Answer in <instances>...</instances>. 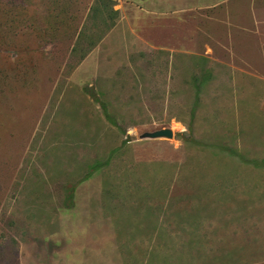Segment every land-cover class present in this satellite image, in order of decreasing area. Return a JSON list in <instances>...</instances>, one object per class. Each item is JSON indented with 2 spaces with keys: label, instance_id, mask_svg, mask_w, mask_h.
<instances>
[{
  "label": "crops",
  "instance_id": "0c3cea01",
  "mask_svg": "<svg viewBox=\"0 0 264 264\" xmlns=\"http://www.w3.org/2000/svg\"><path fill=\"white\" fill-rule=\"evenodd\" d=\"M115 1V21L90 42L69 78L76 88L60 94L72 114L66 120L104 136L102 130L122 127L110 113L147 112V95L135 100L113 78L76 80L95 46L111 41L128 55L124 65L157 58L168 69L156 79L179 80L183 72L189 95L234 98V108L222 111L234 114V144L252 142L264 128V0ZM114 142L121 145V136ZM234 155L252 167L174 169L168 183L160 170L144 169L138 183L33 188L39 195L29 200L33 220L20 231L26 243L18 264H242L243 241L257 242L264 232V152Z\"/></svg>",
  "mask_w": 264,
  "mask_h": 264
},
{
  "label": "rangeland",
  "instance_id": "374dc122",
  "mask_svg": "<svg viewBox=\"0 0 264 264\" xmlns=\"http://www.w3.org/2000/svg\"><path fill=\"white\" fill-rule=\"evenodd\" d=\"M7 1L0 10V264H18L20 244L26 243L18 240L20 231L27 229V220H33L27 216L35 207L29 200L39 195L33 188L138 183L144 176L136 175L144 169L160 170L163 176L159 179L168 183L166 174L174 169L252 167L234 152H264L263 144L259 145L264 142V128L251 135L252 142L248 137L242 139L245 146L234 144V114L222 112L234 108V98L189 95L188 85L181 80L183 72L178 73L179 80L156 79L159 70L168 69L157 58L141 56L135 58L137 65H124L128 55L111 41L95 46L92 57L78 67L76 80H89L91 75L113 78L121 91L135 93V100L147 95V112L110 113L122 127L102 130L104 136L100 130L90 135L72 119L66 120L72 114L65 112V97L60 94L76 88L69 78L90 42L115 21L117 15L111 8L116 1L95 0L97 11L89 14L76 44L74 26L80 28L89 0H75L67 11L70 24L57 27L47 25L48 0L15 1L27 10L26 24L4 20L6 11L15 10ZM99 84L108 86L107 81ZM193 108L196 111L191 113ZM257 117L254 114V122ZM163 128L172 131L171 139L141 138L145 132ZM120 136L121 145L113 144ZM176 179L187 181L186 177ZM258 237L257 242L243 241L242 264H264V232Z\"/></svg>",
  "mask_w": 264,
  "mask_h": 264
},
{
  "label": "trees",
  "instance_id": "16d2710c",
  "mask_svg": "<svg viewBox=\"0 0 264 264\" xmlns=\"http://www.w3.org/2000/svg\"><path fill=\"white\" fill-rule=\"evenodd\" d=\"M4 0H0V10L2 9L1 7V3ZM16 0H8V4H11V2L15 5L14 8L15 10H18L19 12L14 13L15 10H9L6 11V15H3L2 17L4 18V20L8 21V23L13 24L15 22H19V20H21L24 24L27 23L28 17H27V10L26 9H22L20 7L17 6V4H15ZM42 1V0H41ZM75 0H48V3L50 5V12H49V17H48V22L47 25H55V27H57L59 24L61 23H68L69 19H71L70 17H67V11L68 9L73 6ZM22 10H25L24 13ZM84 14H83V18L81 20V22L79 23L80 27L84 25L86 19L88 18L89 14L91 12H95L97 11L95 8V0H89L87 2V5L84 9ZM1 18V17H0ZM23 19V20H22ZM18 20V21H17ZM79 29L78 26H74V37H75V44L78 40L79 37ZM7 39V38H6ZM27 48H23V51H26Z\"/></svg>",
  "mask_w": 264,
  "mask_h": 264
},
{
  "label": "water",
  "instance_id": "95a60500",
  "mask_svg": "<svg viewBox=\"0 0 264 264\" xmlns=\"http://www.w3.org/2000/svg\"><path fill=\"white\" fill-rule=\"evenodd\" d=\"M172 137H173V133L168 128L159 129L153 132H145L141 135V138H149V139H157V138L171 139Z\"/></svg>",
  "mask_w": 264,
  "mask_h": 264
}]
</instances>
